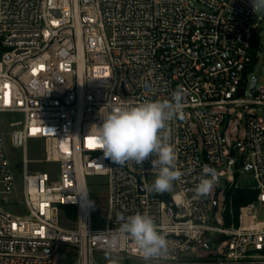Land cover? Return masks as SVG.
I'll list each match as a JSON object with an SVG mask.
<instances>
[{"label":"built area","instance_id":"1","mask_svg":"<svg viewBox=\"0 0 264 264\" xmlns=\"http://www.w3.org/2000/svg\"><path fill=\"white\" fill-rule=\"evenodd\" d=\"M196 2L0 0V264H96V256L264 264V86L255 77L264 44L251 25L264 9L253 0ZM178 87L183 118L166 131L183 175L170 196L150 189L158 172L151 157L142 165L105 158L96 127L113 107L170 99ZM239 115L244 136L227 140ZM31 142L42 143L43 160L30 159ZM37 164L58 165V180L34 174ZM205 165L218 179L197 197ZM244 173L257 197L235 215L225 195L243 189ZM92 178L105 179L103 226L94 220ZM63 207L76 208L73 230L62 226ZM136 213L166 234L167 259L145 260L120 231L118 215Z\"/></svg>","mask_w":264,"mask_h":264},{"label":"clouds","instance_id":"2","mask_svg":"<svg viewBox=\"0 0 264 264\" xmlns=\"http://www.w3.org/2000/svg\"><path fill=\"white\" fill-rule=\"evenodd\" d=\"M254 9H264V0H253ZM183 89L177 88L170 99L146 100L135 105L113 107L103 123L96 127L97 142L104 157L116 164L134 161L137 165L150 157L153 168L158 169L150 189L156 193L171 191L183 173L177 169L176 154L169 142L167 125L176 118H183ZM218 177L210 166L203 167V174L195 187L197 197L209 193ZM121 220L120 231L134 242L145 260L167 259L169 241L151 216L136 213Z\"/></svg>","mask_w":264,"mask_h":264},{"label":"rangeland","instance_id":"3","mask_svg":"<svg viewBox=\"0 0 264 264\" xmlns=\"http://www.w3.org/2000/svg\"><path fill=\"white\" fill-rule=\"evenodd\" d=\"M194 7H199V4L196 2V0H188ZM252 26H257L258 30L257 33H260L259 42L261 44H264V16L261 17L259 14H257L252 21ZM107 35H110V30H106ZM255 77L258 78V87L264 86V56L258 59L257 65H256V73ZM244 117L242 115L238 116V119H236L233 123V125L230 127L227 140L230 138L233 139V141H237L238 139H242L244 136ZM3 130L0 124V138H3L2 136ZM27 151L29 153L31 160H43L44 159V150L42 143L40 142H31L28 144ZM15 157L18 160H21L22 157V151L18 150L15 151ZM31 171L34 172V174L38 173H46L52 179L53 181L58 180V165L55 164H37L31 167ZM155 177L151 178V182H153ZM89 186H91L90 189V197L93 205V214H94V220L96 223V226H103L104 218H105V203H106V189L102 187V183L105 182V179L103 178H92L88 180ZM228 182H230V179H228ZM237 183L239 186L243 189H249L253 190L256 188L257 184L256 181L252 178L250 173H244L237 177ZM226 186V184H224ZM168 195H174L177 193V188L173 184V188L171 191L166 192ZM220 200V207L222 205L221 197H219ZM21 208L16 210L14 213L16 215L21 214ZM67 215V214H66ZM259 219L261 221H264V208L259 209ZM76 222L77 219H70L68 215L65 219L62 221V226L66 229L73 230L76 228ZM204 255V253H198L197 255ZM94 261L96 264H132V261L122 262L120 260H114L109 257H100L96 256L94 257Z\"/></svg>","mask_w":264,"mask_h":264},{"label":"trees","instance_id":"4","mask_svg":"<svg viewBox=\"0 0 264 264\" xmlns=\"http://www.w3.org/2000/svg\"><path fill=\"white\" fill-rule=\"evenodd\" d=\"M257 193L253 190L249 189H237L228 188L226 191V205L229 206L230 202H232V206L237 215L240 207L248 205L256 201ZM63 211L68 215L70 219H76V208L75 207H63ZM226 220L230 223L228 218V214H226Z\"/></svg>","mask_w":264,"mask_h":264},{"label":"water","instance_id":"5","mask_svg":"<svg viewBox=\"0 0 264 264\" xmlns=\"http://www.w3.org/2000/svg\"><path fill=\"white\" fill-rule=\"evenodd\" d=\"M260 13L262 14L263 11H261ZM255 84H256V81H254V83L252 84V88H251L252 91H253L254 88H255ZM247 170L249 171L250 168H247ZM216 203H217V201H216V199H214V211H216Z\"/></svg>","mask_w":264,"mask_h":264}]
</instances>
